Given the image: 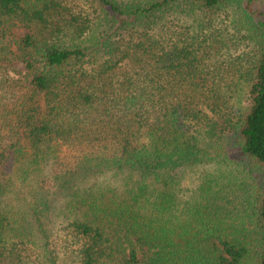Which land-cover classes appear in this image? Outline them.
<instances>
[{"label":"trees","instance_id":"trees-1","mask_svg":"<svg viewBox=\"0 0 264 264\" xmlns=\"http://www.w3.org/2000/svg\"><path fill=\"white\" fill-rule=\"evenodd\" d=\"M0 264H264V0H0Z\"/></svg>","mask_w":264,"mask_h":264},{"label":"rangeland","instance_id":"rangeland-1","mask_svg":"<svg viewBox=\"0 0 264 264\" xmlns=\"http://www.w3.org/2000/svg\"><path fill=\"white\" fill-rule=\"evenodd\" d=\"M15 32L17 36L23 35L26 32L25 28H17L15 29ZM232 50L234 51L235 56L239 57H234L233 62H228L226 64L227 67H230V70L227 71L225 76L232 80H236L239 77V72L237 69L241 68V70L246 71L250 70L251 67L254 65L255 59H256V54L258 53V47L257 43L255 41L251 40H244V43L240 46V48L236 49L235 47L232 46ZM12 76L20 77V71H25V68L22 63H16L13 65L11 68L8 70ZM248 91V85L247 82L243 85V88H241V91L239 94L242 95V105H245V94ZM201 170H191L186 174V181L189 182L195 181L196 176L200 173ZM203 171V170H202ZM60 218L57 214L56 218H53L52 221H58ZM53 222V223H54ZM50 225H53V223H50L47 221Z\"/></svg>","mask_w":264,"mask_h":264}]
</instances>
